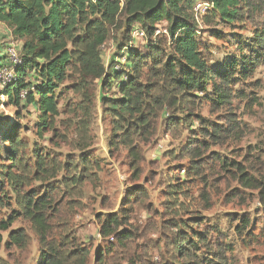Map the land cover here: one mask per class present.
<instances>
[{
	"label": "rangeland",
	"instance_id": "rangeland-1",
	"mask_svg": "<svg viewBox=\"0 0 264 264\" xmlns=\"http://www.w3.org/2000/svg\"><path fill=\"white\" fill-rule=\"evenodd\" d=\"M205 3L198 9L197 35L211 63L237 53L235 35L248 36L258 20L262 22L258 26L264 24L263 11L240 27L217 25L214 19L205 18L209 14V4ZM165 26V20L157 25L156 38L166 35ZM146 40L133 35L132 45L144 50ZM10 44L15 45L20 57L22 40L11 36L0 23V56L5 57L2 63L10 72L1 77L6 83L14 80V69L7 67ZM161 47L164 62L170 50L165 44ZM100 53L106 72L99 78L78 65L69 68L56 93L58 113L41 135L37 124L40 113L32 106L17 108L0 96V144H6L1 134L14 128L21 142L20 166L10 168L23 178L20 194L51 198L44 244L69 256L66 264H99L100 260V264H203L202 257L215 258L211 252L219 253L223 264H264V64L250 77L234 79L233 93L239 91L240 95L227 105L213 104L201 93L197 104L186 107L188 111L164 104L149 115L145 127L136 131L131 125L127 142L112 145L121 136H112L118 121L109 106L120 94L115 82L109 85L104 81L110 79L108 69L120 70L125 59L119 56L112 35ZM141 81L151 86L146 109L169 92L167 84L162 85L149 68ZM24 95L21 92L22 98ZM172 116L181 117L183 125L180 122L170 128L168 118ZM202 126L208 130L222 126L226 131L216 142L205 137L201 140ZM193 137L199 139L194 145L208 144L200 159L192 161V154L185 150L193 147ZM37 155L43 159L42 166ZM193 162L197 175L191 169ZM222 162L228 166L222 167ZM1 164L10 165L3 149L0 170H5ZM178 186L182 188L177 190ZM133 188L143 195L133 196ZM0 199L4 204L9 202L0 206V218L19 214L8 230L0 231V264H38L44 244L33 223L23 215L6 178H0ZM109 217L120 218L122 225L117 230L132 232L129 240L119 244L114 234H101V226ZM241 219L247 220V226L237 231ZM183 224L187 225L181 229L183 236L191 237L190 230L208 236V248L201 247L191 259H181L172 243L177 225ZM13 230L23 234L20 245L8 238Z\"/></svg>",
	"mask_w": 264,
	"mask_h": 264
},
{
	"label": "trees",
	"instance_id": "trees-1",
	"mask_svg": "<svg viewBox=\"0 0 264 264\" xmlns=\"http://www.w3.org/2000/svg\"><path fill=\"white\" fill-rule=\"evenodd\" d=\"M199 2L209 4L206 19H214L217 25L228 28L240 27L247 23L248 18L254 19L264 11V0H0V23L8 28L11 36L22 40L21 64L14 67L8 62L7 67L14 69V80L6 83L0 77V96L7 97L17 108L32 106L40 113L37 124L41 135L49 127L50 118L58 113L56 93L68 75L69 68L78 65L96 78L106 72L101 62L100 48L112 35L119 56L125 59L120 70L114 67L108 69L110 79L104 81V84L109 85L115 82L120 94L119 98L111 100L109 106L118 121L112 136L117 138L118 133L121 136V140L112 145L127 142L125 139L131 125H135L136 131L145 127L149 115H153L154 110L164 104L173 109L186 108L190 104L195 105L196 99L201 97L198 93H201L213 104L227 105L232 97L240 95L239 91L233 93L236 80L250 77L259 65L264 64V24L258 26L262 23L258 20L248 36L235 35L237 53L225 55L220 61L211 63L205 58L197 35L201 14L195 11V6ZM163 20L166 21V35L156 38L159 34L157 25ZM136 31L145 33L144 39L147 40L144 50H138L132 45V36ZM163 44L170 50L164 62L160 56ZM4 58L0 56V71L6 69V64L2 63ZM148 68L153 70V77L158 78L162 85L167 84L169 92L146 109L144 103L151 86L143 83L141 77ZM21 92H25L23 98ZM101 98L103 100V96ZM185 98L187 100L184 102ZM172 117L168 118L170 128L178 126L182 121L181 117ZM197 119L202 120L201 117ZM201 129L199 139L205 137L214 142L226 131L222 126ZM15 131L14 128V131L1 134L6 144H0V149L6 151L10 165L1 164L5 170H0V178H6L16 193V202L22 207L23 215L33 223L40 235V242L44 244L49 227L47 210L51 198L46 195L20 194L19 184L23 178L10 169L20 166L21 142L16 138ZM199 139L193 137V147L189 151L185 150L192 154V161L200 159L201 151L208 144L204 141L205 144L194 145V141ZM36 158L40 159L38 155ZM40 160L38 163L42 166L43 159ZM225 164L222 162L221 166ZM196 168L193 162L191 169L196 170L194 175H197ZM181 188L176 187L177 190ZM130 191L133 196L143 195L136 188ZM8 203L6 201L4 204L0 199L1 207ZM18 216V213H14L5 219L0 218V231L8 230ZM241 223L237 231L246 228L247 220L241 219ZM120 225V218L109 217L101 226V234H114L118 243L122 244L129 240L132 232L118 231ZM186 226L177 225L179 230L172 240L181 259L197 257L196 253L201 247L208 248L205 232L190 230L191 237L181 235V229ZM8 238L12 243L20 245L24 237L20 231L13 230L9 232ZM213 253L209 255L215 258L202 257L203 264H223L220 254ZM83 257L85 259L86 255ZM68 259L69 256L64 257L54 246L44 244L38 264H66Z\"/></svg>",
	"mask_w": 264,
	"mask_h": 264
},
{
	"label": "built area",
	"instance_id": "built-area-1",
	"mask_svg": "<svg viewBox=\"0 0 264 264\" xmlns=\"http://www.w3.org/2000/svg\"><path fill=\"white\" fill-rule=\"evenodd\" d=\"M206 3L205 2H199L196 4L195 11L198 12V9L202 8L203 6H205ZM135 36H138L140 38H144L145 33L143 31H136L134 33ZM7 56L9 58V62L15 67L19 64H21V59L19 56H17L16 54V50H15V45L14 44H10L7 48ZM4 74L6 75H10V72L7 69H3L2 71H0V77H2Z\"/></svg>",
	"mask_w": 264,
	"mask_h": 264
}]
</instances>
